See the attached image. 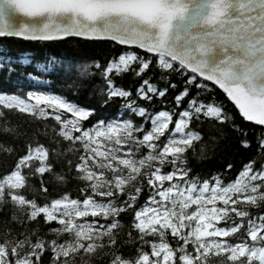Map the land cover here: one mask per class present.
<instances>
[{
  "label": "snow or ice",
  "instance_id": "6c2138e0",
  "mask_svg": "<svg viewBox=\"0 0 264 264\" xmlns=\"http://www.w3.org/2000/svg\"><path fill=\"white\" fill-rule=\"evenodd\" d=\"M71 37L123 50L103 64H37L7 43ZM17 62L33 79L58 63L66 74L95 76L89 96L98 107L120 103L98 115L51 90L0 91V135L24 140L23 149L0 142L11 158L0 172V264H264V0H0V72ZM129 73L140 81L134 93L117 83ZM81 87L68 85L73 95ZM216 89L262 129L256 155L232 179V163L205 177L189 166L190 151L207 158L205 123L217 133L213 145L225 138L217 125L242 137L241 148L252 145ZM4 110L40 126L21 132Z\"/></svg>",
  "mask_w": 264,
  "mask_h": 264
},
{
  "label": "trees",
  "instance_id": "16d2710c",
  "mask_svg": "<svg viewBox=\"0 0 264 264\" xmlns=\"http://www.w3.org/2000/svg\"><path fill=\"white\" fill-rule=\"evenodd\" d=\"M9 44V51L13 56H19L20 53L28 52L32 57L34 62L37 64L44 62L46 59L55 58L57 62H62L66 65H76L85 62H91L93 60H98L102 64L112 56L118 54L123 49L117 45H114L110 41H88L79 37L65 38L62 41L54 42H28L23 41L18 38H9L7 41ZM136 50V49H133ZM141 54H143L141 52ZM14 67L16 71L10 75H5L3 72H0V91L13 92L17 88H22L24 91L36 90V91H46L51 90L52 92L62 94L66 96L69 100L75 101L76 103L85 106L97 108L98 115H112L116 113L117 106L120 103L119 101H114L105 108H99L97 105V97L89 96V93L92 90L93 85L99 84L101 81L93 76L91 78H83L78 74L76 70H73L69 73H64L60 70L59 63L53 74L49 75L47 73L43 74L39 78L33 79L19 73L31 71L28 66H23L17 62ZM153 82H156V77L159 75V72L151 73ZM35 76V73H34ZM172 81L177 84L176 91L180 90L182 81L178 80L175 75L171 77ZM138 79H134L131 73L123 76L122 79H118L117 83L122 84L124 87H131L133 93L135 87L139 84ZM75 83L81 85L82 87L76 95H73V90L68 88L69 84ZM159 87H165L162 82L158 83ZM175 95V92L169 90L167 97L165 98L166 103H171L172 97ZM215 98L218 101H222L226 110L232 113L234 117V123L238 124L241 129H246L248 131V139L252 142V145L248 149L241 148L239 146V140L242 138L237 135V133L231 131L226 125L219 126L217 128L223 127L225 132L224 139H218V143L213 145L209 140L208 136L217 135L215 131L212 133L208 132V124L205 123L201 126V131L204 133V143L207 147L206 157L203 160H196L192 158L191 151L189 155V166L192 169L193 174H199L201 177L211 175L214 172H223L225 165L232 163L233 168L225 173V176L228 179L235 177L236 172L240 169L241 165L251 159L256 155V142L255 134L259 133L262 129L260 126H255L251 122H245L238 114V110L235 109L234 105L227 100L224 94L216 89L213 93ZM143 103V102H139ZM156 109L160 107V101H153ZM148 106V105H145ZM6 118L12 123L18 126L19 131L23 132L28 130L29 132L33 129L40 126V122L32 121L27 114H21L16 111L9 112L4 110ZM49 125H52L54 122L52 120L47 121ZM42 142L47 144V140L43 138ZM0 142L6 144H18L20 149H23L24 140L21 138L18 141H13L10 136L0 135ZM199 144L195 145L197 154H199ZM5 162L10 166L11 158L5 157L0 154V172H3L5 167ZM57 170L59 171L60 166L57 165ZM67 170L65 169V172ZM33 183H37L33 181ZM69 188H75L76 184L74 181H70L68 184ZM52 191L51 188L49 189ZM143 196L141 200H143ZM7 218V213L0 211V225H2ZM131 219L130 215L122 216L121 220L123 222H128ZM15 227V225H13ZM125 254H128L127 248L124 249ZM214 259V258H213ZM94 264H106V258L97 259L94 261Z\"/></svg>",
  "mask_w": 264,
  "mask_h": 264
},
{
  "label": "rangeland",
  "instance_id": "374dc122",
  "mask_svg": "<svg viewBox=\"0 0 264 264\" xmlns=\"http://www.w3.org/2000/svg\"><path fill=\"white\" fill-rule=\"evenodd\" d=\"M34 91H36V90H34Z\"/></svg>",
  "mask_w": 264,
  "mask_h": 264
}]
</instances>
